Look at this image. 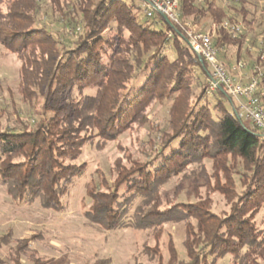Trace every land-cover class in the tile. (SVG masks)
<instances>
[{
  "label": "trees",
  "instance_id": "1",
  "mask_svg": "<svg viewBox=\"0 0 264 264\" xmlns=\"http://www.w3.org/2000/svg\"><path fill=\"white\" fill-rule=\"evenodd\" d=\"M133 1L49 0L53 15L61 16V30L52 32L39 26L40 0H0V45L21 64L18 93L32 110L31 121L16 113L15 125L0 126V182L18 205L39 201L44 209L62 212L63 198L88 170L77 163L85 146L95 137L102 147L134 125L146 124L151 104L168 100L171 126L154 157L143 165H117L114 186L89 192L84 217L106 231L135 229L159 235L156 239L168 224L186 223L188 260H179L171 244L170 264H218L225 259L260 264L264 229L256 216L264 206V140L259 129L235 115L230 96L220 89L209 92L210 66L190 48L183 30L161 16L148 18L141 3ZM248 3L180 0L179 11L183 22L195 13L192 23L202 32L197 21L210 15L218 26L213 38L217 48L242 47L252 34L259 51H245L252 57L248 67L259 80L256 96L264 105V8L257 15ZM224 22L243 30L237 34L221 28ZM259 28L263 30L255 34ZM171 49L174 58L167 55ZM223 97L231 102V111L223 108ZM211 98L217 99L213 108ZM229 159L242 165L235 174L239 187L227 168ZM205 160L212 161L215 176L224 175L217 191L230 202V211L215 213L209 198L163 208L161 189ZM202 174L208 177L205 168ZM3 238L0 248L10 243L9 236ZM32 241L19 240L9 260L23 264V256L32 253L29 260L40 264ZM144 252L164 262L158 245ZM111 263L109 258L95 264Z\"/></svg>",
  "mask_w": 264,
  "mask_h": 264
},
{
  "label": "rangeland",
  "instance_id": "2",
  "mask_svg": "<svg viewBox=\"0 0 264 264\" xmlns=\"http://www.w3.org/2000/svg\"><path fill=\"white\" fill-rule=\"evenodd\" d=\"M125 1L128 4L132 3V0ZM133 3L140 4L141 2L134 0ZM40 4L39 26L52 32L61 30L59 24L61 16L53 15L49 0H40ZM247 8L259 15L260 10L264 8V0H249ZM194 14L187 15V20L194 22L192 19ZM197 22L205 32L213 31L217 26L212 22L210 15H206ZM162 28L157 27L159 30ZM262 30L263 28L257 29L255 34H260ZM251 36L252 34L249 33L248 40L244 41L242 47L238 44L226 45L221 55L223 61L234 68L239 63L247 64L246 69H239L233 73V76L238 80L241 79L243 83L248 82L247 77L254 76L250 70L251 67H248V65L251 66L252 57L249 58L245 50L249 48V51L254 53L255 50L259 51L255 48V38L251 39ZM167 55L174 58L175 51L171 49ZM20 66L17 58L0 45L1 128L15 125L18 120L16 113H19L24 120L31 121L32 119L31 108L22 102L18 93ZM195 74L200 75L198 68L195 69ZM94 91L90 90L87 93L94 94ZM199 92V89L194 90L195 95ZM209 92L212 93V91ZM207 95L211 97V94ZM216 103L217 99L211 98V108ZM222 105L227 111L232 110V104L227 97L222 98ZM171 106V101L168 100L153 102L146 111V124L134 125L131 130L124 132L116 140L107 142L102 147H99L102 145L100 140L94 137L92 143L85 146L77 162L88 166L86 175L78 179L63 198L64 210L62 212L44 209L39 201L33 204L18 205L0 182V240L8 236L11 238L8 245L3 244L0 248L2 264H13L9 260L13 248L17 246L19 240L27 238H32L30 246L35 251L33 256L36 260H40V264L41 262L42 264H95L104 262V260L108 261L109 258L112 261L111 264H136V262L159 264L157 260H152L144 252L145 247L154 248L157 245L164 258L162 264H170L171 244L176 250L178 259L187 261L186 223L168 224L162 236L156 239L159 235L153 236L151 232L135 229L106 231L84 217L85 211L91 204L88 197L89 192L93 187L107 189L114 186L117 179V165L126 168L133 166L134 163L143 165L154 157L164 132L168 131L171 126ZM203 168L208 173L207 178L202 174ZM227 168L239 187L241 180L235 174L240 171V168L242 169L240 161L229 159ZM218 183L220 185L225 183L224 175L220 173L215 176L212 161L205 160L200 165H190L181 175L173 178L161 189V206L166 208L177 203H197L201 198H209L211 210L224 216L230 211L231 205L225 196L217 191ZM256 221V224L264 229V206L257 214ZM29 255L23 256V264H33L29 260ZM218 264H230V262L225 259L219 261ZM260 264L264 262L261 261Z\"/></svg>",
  "mask_w": 264,
  "mask_h": 264
},
{
  "label": "built area",
  "instance_id": "3",
  "mask_svg": "<svg viewBox=\"0 0 264 264\" xmlns=\"http://www.w3.org/2000/svg\"><path fill=\"white\" fill-rule=\"evenodd\" d=\"M197 1L203 3L206 0ZM140 7L148 18L161 16L170 26L183 30L190 48L210 66L212 81L209 91L220 89L230 96L235 103V115L257 127L264 140V105L256 96L259 80L256 76H250L247 77L248 82L243 83L241 79L233 76L236 70L247 68L245 63H239L232 71L225 68L220 60L224 48L213 45L218 26H215L213 31L202 32L191 21L183 22L179 11L180 0H142ZM220 27L234 33L243 30L242 25L232 26L228 22H224ZM171 36L169 33V37Z\"/></svg>",
  "mask_w": 264,
  "mask_h": 264
}]
</instances>
